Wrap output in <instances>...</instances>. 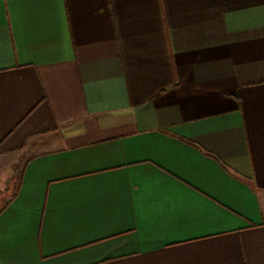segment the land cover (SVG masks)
<instances>
[{
    "label": "crops",
    "instance_id": "crops-1",
    "mask_svg": "<svg viewBox=\"0 0 264 264\" xmlns=\"http://www.w3.org/2000/svg\"><path fill=\"white\" fill-rule=\"evenodd\" d=\"M0 264H264V0H0Z\"/></svg>",
    "mask_w": 264,
    "mask_h": 264
},
{
    "label": "rangeland",
    "instance_id": "rangeland-1",
    "mask_svg": "<svg viewBox=\"0 0 264 264\" xmlns=\"http://www.w3.org/2000/svg\"><path fill=\"white\" fill-rule=\"evenodd\" d=\"M19 168L20 167H18L16 170L15 176H14L12 184H11V188L6 190V193H5L6 197H9L14 192V190L16 188V184H17V182L19 180V176H20V169Z\"/></svg>",
    "mask_w": 264,
    "mask_h": 264
}]
</instances>
